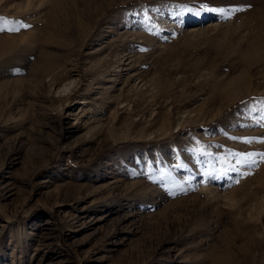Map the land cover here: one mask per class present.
Returning <instances> with one entry per match:
<instances>
[{"label":"rangeland","instance_id":"obj_1","mask_svg":"<svg viewBox=\"0 0 264 264\" xmlns=\"http://www.w3.org/2000/svg\"><path fill=\"white\" fill-rule=\"evenodd\" d=\"M263 7L0 0V264H264Z\"/></svg>","mask_w":264,"mask_h":264},{"label":"snow or ice","instance_id":"obj_2","mask_svg":"<svg viewBox=\"0 0 264 264\" xmlns=\"http://www.w3.org/2000/svg\"><path fill=\"white\" fill-rule=\"evenodd\" d=\"M201 10L215 12L219 14L223 19H230L232 14H234L237 11H241L242 9L228 8V7L212 8V7H208L207 5H202ZM22 26H25V25H22ZM0 30H3V29H0Z\"/></svg>","mask_w":264,"mask_h":264},{"label":"bare ground","instance_id":"obj_3","mask_svg":"<svg viewBox=\"0 0 264 264\" xmlns=\"http://www.w3.org/2000/svg\"><path fill=\"white\" fill-rule=\"evenodd\" d=\"M55 3V2H54ZM60 7V6H59ZM59 7L57 8V7H54L55 9H59ZM264 8V7H263ZM52 10H53V7H52ZM72 81L69 83V84H67V85H65V86H63L61 89H60V91L59 92H65L67 89H69V87L70 86H72ZM73 87V86H72ZM66 92H69V91H66Z\"/></svg>","mask_w":264,"mask_h":264}]
</instances>
